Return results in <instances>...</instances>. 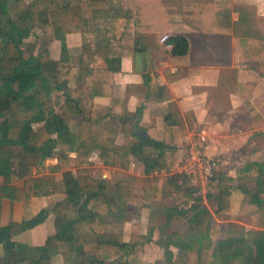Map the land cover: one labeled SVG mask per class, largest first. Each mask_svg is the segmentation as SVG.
Listing matches in <instances>:
<instances>
[{
	"label": "trees",
	"instance_id": "trees-1",
	"mask_svg": "<svg viewBox=\"0 0 264 264\" xmlns=\"http://www.w3.org/2000/svg\"><path fill=\"white\" fill-rule=\"evenodd\" d=\"M234 12L240 18L231 23ZM215 17L217 26L228 25L235 32H245L248 59L264 60V34L258 29L253 7L229 5L218 9ZM133 29L134 13L123 7L121 0H0V175L8 180L16 174L26 180L23 190L0 189V203L3 198L21 200L35 196L37 185L31 179L32 169L57 153L59 162L54 172L68 168L70 153L77 154L80 166L98 153L104 164L118 166L123 158L133 156L144 165L146 176L157 170H175L179 163L176 148L142 139L135 132L127 145L117 146L113 140L118 136L122 118L104 110L95 113L93 100L110 94L108 84L96 72L119 69L122 58L132 50ZM36 30L42 32L45 40L39 47L23 50L24 39ZM71 34L82 36L77 57L79 85L74 88L69 86L73 65L67 37ZM49 41L61 43L60 60L52 59L46 47ZM168 43L176 57L189 52V41L184 36L174 35ZM61 91L66 101L56 111L54 94ZM76 116L81 121L79 131L74 133L71 125ZM36 125L40 127L35 128ZM252 167L259 170L257 165L249 169ZM230 183L225 175L214 174L207 199L215 201L217 214L231 211ZM46 185L53 186L63 199L29 221L0 226V244L7 247L8 264H53L58 255L63 256L65 264H145L138 237L133 235L131 241H123V233L105 216L112 207L133 203L137 189L143 190L147 200L160 199L165 185L177 203L168 209V223L185 218L190 233L176 243L185 258L178 259L167 248L160 264H264V232H229L211 246L201 245L211 235L208 228L201 232L203 225L209 226L211 214L185 176L136 178L109 187L105 180L92 177L89 169H80L76 177L67 173L59 182L44 177L41 186ZM242 190L251 195L253 204L264 208V192L252 194L246 186ZM50 215L55 216L56 233L45 245L33 257L27 248L16 250L13 238L43 224ZM218 231L219 227L212 230L214 239Z\"/></svg>",
	"mask_w": 264,
	"mask_h": 264
},
{
	"label": "crops",
	"instance_id": "crops-1",
	"mask_svg": "<svg viewBox=\"0 0 264 264\" xmlns=\"http://www.w3.org/2000/svg\"><path fill=\"white\" fill-rule=\"evenodd\" d=\"M212 1L197 0L198 3L208 6ZM131 2L132 0L121 1V5L125 6ZM140 2L134 0L132 3L134 6L142 4L145 7L143 11L139 8H128L134 13V29L130 34L133 47L129 55L122 58L118 70L106 68L96 72V76L108 84L110 94L97 96L93 100L95 113L101 114L104 110L122 118V124L117 130L118 136L113 140L117 146L127 145L131 137L128 129L131 128L136 133V126H139L151 140L176 148L179 163L175 170H160L163 175L169 177L177 174L185 149L192 143L201 144V139L205 138L203 149L214 161L215 173L225 175L231 181V211L227 214H217L211 209V217L212 213L213 219L216 215H226L224 217L227 220L223 225L219 223L220 231L226 227L229 232L231 224H234L241 230L244 229L246 235L254 232L251 230L264 232V208L253 204L251 195L242 190V187L246 186L252 194L264 192V60H251L246 57L245 32H235L228 25L223 28L217 26L215 15L218 9H214L211 14L210 10L201 20L197 19L200 17L198 14L192 15L189 22L183 20L179 14H171L169 8L176 4L173 0ZM157 4L159 9L154 8ZM225 4L223 7L236 4L253 7L258 29L264 34V0H227ZM239 18L240 14L234 12L231 23H235ZM36 31L32 34L35 43H23V50L28 51L31 46L39 47L40 42L45 40L42 32ZM165 35L186 37L190 45L188 54L183 57L174 56L173 46L161 41ZM73 41H77V44H71ZM46 47L52 59L60 60L59 41H49ZM67 47L73 65L69 86L74 88L79 85L77 57L81 52L82 36L68 35ZM54 98L58 111L66 98L62 91L55 93ZM80 121V116L74 118L72 132L79 131ZM1 125L0 121V128ZM39 127L40 125L35 126ZM58 157L57 153L32 169L31 179L37 185L35 196L21 200H1V227L29 221L46 207L63 199L54 192L53 186H41L44 177H53L59 182L67 173H73L76 177L78 171L83 168L89 169L95 179H105L109 187H114L118 181L146 178L144 165L133 156L123 158L118 166L104 164L96 153L89 162L80 166L77 154L70 153L68 168L54 172L53 168L59 162ZM255 165L259 166V170L255 167L249 169V166ZM14 167H17L16 163ZM106 172L110 176L108 179L104 175ZM25 185L26 180L16 174L10 175L8 180L0 175V189L12 187L19 191L23 190ZM140 192L145 198L143 190L137 189L133 203L112 207L109 209V215L110 210L114 212L116 208L134 207ZM204 202L208 206L207 196ZM183 205L184 202L181 207ZM164 214L167 216L163 227H174L182 220L188 223L185 218H175L168 223V210ZM118 218L120 220L117 221L114 217H108L107 221L116 228H126L125 225L129 223L126 218L122 217L121 213ZM214 228L215 226L211 231ZM154 230V227L151 228L149 233L151 241ZM55 233V216L50 215L43 224L13 238V242L17 245L16 250H20V247L27 248L29 256L33 257L36 250L43 247ZM123 234V241H131V237L125 238L124 231ZM211 235L201 241L202 246H211L215 241L223 240L219 235L216 239ZM90 239L88 240L91 241ZM167 244L166 241L156 243L160 249ZM175 255L177 256L176 253ZM7 257V247L0 244V264H8ZM53 264H65L63 256L54 257Z\"/></svg>",
	"mask_w": 264,
	"mask_h": 264
},
{
	"label": "rangeland",
	"instance_id": "rangeland-1",
	"mask_svg": "<svg viewBox=\"0 0 264 264\" xmlns=\"http://www.w3.org/2000/svg\"><path fill=\"white\" fill-rule=\"evenodd\" d=\"M122 2H128L131 0H121ZM139 3H141L140 1L142 0H138ZM174 3L169 10L171 12L172 15H176L178 16V14L180 15V17L183 20L189 21L192 18V15L198 14L200 17L197 18L199 20L204 19L203 15L205 16L207 12H210V14L212 13V11L214 9H219L221 7H223L224 5H226L225 3L227 2V0H213L212 4L205 5L202 3H198L197 0H173ZM176 1V2H175ZM178 1V2H177ZM132 2H134V0H132ZM130 3L128 5L123 6L124 8L128 9L130 8H139L140 10L143 11V9L145 8L142 4L139 6H134L133 3ZM159 5L157 4L156 6H154V8L159 9ZM202 17V18H201ZM38 32V31H36ZM35 38L33 37V35L31 34L30 36H27L23 43L25 44H29V43H35ZM22 43V45H23ZM71 44L75 45L77 44V41H73ZM21 45V46H22ZM132 130L131 128L128 129V134L132 135ZM89 162V161H88ZM83 169V168H81ZM105 178L108 179L110 178V176H108L107 172L104 174ZM174 176V175H173ZM169 176L167 175H163V173H158V174H151L150 176H146V178L152 180L154 178H167ZM171 177V176H170ZM183 178V177H182ZM105 180V179H104ZM163 191L160 195V199H158V202L154 203L151 201L146 200L142 193H138L136 201L134 203V207H129L128 209L126 208H116L115 211H111L110 210V215L109 213L106 214L105 218L107 219L109 217V219H116L117 221L120 220L118 218V215L121 213L122 217L126 218V222L128 221L129 223L126 226V228L124 227H120L117 226V229L123 233V231L125 232V238L129 239L131 237L136 236L138 237L139 242L141 243L143 249H144V261L145 264H160V261L164 255V250L169 248L170 250H172L174 253L177 254V258L179 256H181V259H184L185 257H183L185 252L179 251L178 249H176V243L180 238H183L184 235L186 236L187 233H190V225L189 223L185 222L184 220L179 221L178 224H175L174 227H163V225L165 224V220H166V216L167 214H164L165 211H167L168 209L173 208L174 206L177 205V203L174 200V194L172 192V190L170 189V187L168 186H163ZM200 196V195H198ZM201 197V196H200ZM204 198L202 197V204L204 205V207H207L208 210L211 211V209L213 211H216V203L215 201H208V206L207 203L204 202ZM113 212V213H112ZM214 213H212V217H214L213 215ZM224 216L226 215H216V218H212L210 216V218L212 220H210L209 226L207 224H205L202 227L201 232H204L206 230V228L209 229V232L212 231L211 229L215 226V227H219V223H222L227 220V218H225ZM205 217V216H204ZM205 219H209L205 217ZM122 222V221H121ZM125 222V221H124ZM120 223V222H118ZM232 226H230L229 228V232L232 234H236V233H245V230L241 228H239L237 225L231 224ZM120 227V228H119ZM156 229L154 230V235H153V240L151 241V238H149V233L151 231V228ZM156 227V228H155ZM124 229V230H123ZM254 232H251L250 235L256 234L257 230H251ZM219 233L215 235V237H219L222 239H225V237L227 236V234H229V232H227L226 227H223V230L220 231L219 228ZM222 232V233H221ZM124 235V234H123ZM193 235V234H192ZM90 239V238H89ZM90 240H93L92 238ZM161 241H166L167 246H165L164 248H159V246L156 245V243H160ZM171 243V244H170ZM197 246V244H196ZM185 256V255H184ZM180 259V258H178Z\"/></svg>",
	"mask_w": 264,
	"mask_h": 264
},
{
	"label": "built area",
	"instance_id": "built-area-1",
	"mask_svg": "<svg viewBox=\"0 0 264 264\" xmlns=\"http://www.w3.org/2000/svg\"><path fill=\"white\" fill-rule=\"evenodd\" d=\"M169 35L163 36L161 41L167 43ZM205 138L201 139V144L192 143L185 149L180 164L177 168V174L188 178L191 187L197 190L201 197L208 196L212 188L215 174V163L208 157L203 149ZM160 170L155 171V174Z\"/></svg>",
	"mask_w": 264,
	"mask_h": 264
},
{
	"label": "water",
	"instance_id": "water-1",
	"mask_svg": "<svg viewBox=\"0 0 264 264\" xmlns=\"http://www.w3.org/2000/svg\"><path fill=\"white\" fill-rule=\"evenodd\" d=\"M136 129H137V131H136V135H137L138 137H140V138H142V139H145V140H151V138L147 135V133H146L145 131H143V130L141 129V127L136 126Z\"/></svg>",
	"mask_w": 264,
	"mask_h": 264
}]
</instances>
